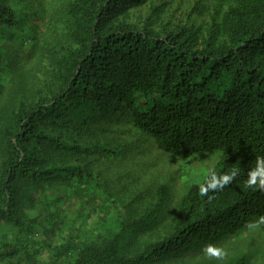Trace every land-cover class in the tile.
<instances>
[{
    "label": "trees",
    "instance_id": "1",
    "mask_svg": "<svg viewBox=\"0 0 264 264\" xmlns=\"http://www.w3.org/2000/svg\"><path fill=\"white\" fill-rule=\"evenodd\" d=\"M68 1V43L56 55L52 40L41 47L53 59L35 65L31 93L24 68L12 74L16 89L0 82V105L1 96H10L0 109V264L36 262V253L52 248L53 264L63 253L72 256L69 264H150L218 245L264 218V188L245 183L264 156V0H194V11L159 29L132 15L148 6L156 13L161 0ZM23 23L12 0H0V38ZM39 40L35 34V51ZM94 121L96 128L117 129L93 153L126 154L143 138L179 159L217 154L220 160L177 202L171 187L161 185L157 203L144 202L131 215L116 204L97 165L84 161L79 140ZM233 168L239 172L229 184L201 195L213 172ZM46 181L86 203L101 198L116 213L115 227L79 244L54 247L53 229L41 240L30 227L35 219L26 222L19 208L27 200L33 205V187ZM154 228L165 231L162 238L128 255L132 238ZM219 264H250V258L237 254Z\"/></svg>",
    "mask_w": 264,
    "mask_h": 264
},
{
    "label": "rangeland",
    "instance_id": "2",
    "mask_svg": "<svg viewBox=\"0 0 264 264\" xmlns=\"http://www.w3.org/2000/svg\"><path fill=\"white\" fill-rule=\"evenodd\" d=\"M68 3V0H12L18 19L24 23L21 28H9L0 38V77H2L0 82L8 89H16L12 74L24 68V84L28 93H31L35 87V65L45 60L47 64L53 59V56L48 57L41 47L47 43V39L52 40L51 54L56 55V51L64 48L68 43L67 35L64 33L68 23ZM159 5L160 9L158 8L156 13L150 15L148 6L134 10L132 16L135 21L143 24L150 22L159 29L162 23L178 21V18L184 19L187 13L196 8L194 0H161ZM35 34L40 39L36 51ZM1 99L0 109H4L10 101V96L6 92ZM118 118L121 117H114V121ZM1 119L0 115V121ZM97 123L94 121L89 129L81 133L79 141L86 149L84 161L87 164L97 165L96 172L101 171L102 175H105L113 191V197L119 201L116 204L131 215H135L137 208L144 202L151 201L152 206L155 205L156 192L161 185L171 187L173 193L171 201L177 202L189 186L205 180L220 160L217 154H204L187 160L179 159L159 151L151 141L147 143L148 139L143 138L141 141L138 140V150L129 149L126 154H122L121 151H116L113 156H107L105 151L93 153V150L102 146L100 143L110 141L112 137L110 132L117 129L112 128L109 132L106 127L116 126L104 125L96 128ZM1 131L0 125V133ZM126 135L128 137V133ZM0 143L1 165L5 156L3 142ZM98 144L100 145L96 147ZM52 183L46 181L35 184L31 195L35 197L34 204L31 205V201L27 200L22 202L19 208L20 215L26 219V222L35 219V225L30 227L33 233L39 234L41 240L47 237L48 229H53L54 247L67 243L79 244L82 240L94 238L98 233L115 227L116 213L110 205H104L101 198L86 203L85 199L69 194ZM27 189L30 192L32 187L27 186ZM129 203L133 205L128 207ZM174 203L169 204L170 207H173ZM260 221L261 219L256 218L247 230L229 236L215 245L224 251L225 255L222 257L209 255L205 251L207 246H204L174 257L159 256L150 264H219L237 254H247L250 264H264V223ZM56 224L58 226H55ZM163 228L164 222L160 226V229ZM164 233L165 231L162 232L157 228L152 232L134 236L127 247V254L138 253L152 239L162 238L161 235ZM11 240L13 241L12 238ZM56 253L55 248L43 249L36 253V262L25 264H53ZM71 257L63 253L56 263L69 264ZM6 262L4 261L3 264Z\"/></svg>",
    "mask_w": 264,
    "mask_h": 264
},
{
    "label": "clouds",
    "instance_id": "3",
    "mask_svg": "<svg viewBox=\"0 0 264 264\" xmlns=\"http://www.w3.org/2000/svg\"><path fill=\"white\" fill-rule=\"evenodd\" d=\"M225 172L222 175H217L215 172L211 174V178L207 180L206 184H201L200 193L201 195H206L209 189H215L217 186L223 187L225 184H229L230 181L237 175L239 172L238 168ZM250 179H247L245 183L248 186H259L264 188V156H259L256 158V167L248 173ZM260 223H264V218H261ZM209 255L222 257L225 255L224 251L215 246L209 245L205 250Z\"/></svg>",
    "mask_w": 264,
    "mask_h": 264
}]
</instances>
